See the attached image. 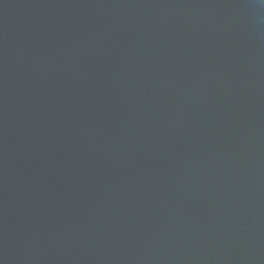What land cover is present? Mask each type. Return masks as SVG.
I'll use <instances>...</instances> for the list:
<instances>
[{
	"label": "water",
	"instance_id": "obj_1",
	"mask_svg": "<svg viewBox=\"0 0 264 264\" xmlns=\"http://www.w3.org/2000/svg\"><path fill=\"white\" fill-rule=\"evenodd\" d=\"M100 54L264 179V0H47Z\"/></svg>",
	"mask_w": 264,
	"mask_h": 264
}]
</instances>
